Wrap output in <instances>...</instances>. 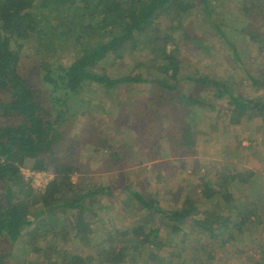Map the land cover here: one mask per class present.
Wrapping results in <instances>:
<instances>
[{
	"label": "trees",
	"instance_id": "obj_1",
	"mask_svg": "<svg viewBox=\"0 0 264 264\" xmlns=\"http://www.w3.org/2000/svg\"><path fill=\"white\" fill-rule=\"evenodd\" d=\"M227 1L235 14L226 11ZM240 13L244 17L264 18V0H37L36 3L0 0V264H7L23 236V228H30L31 233L36 232L45 241L70 237L80 243L82 250L94 248L91 226L98 219L97 212L105 209L103 205L94 207V197L109 198L115 191L127 194V206L139 205L150 212V217L162 214L171 232H180V223L186 221L187 214L163 212L151 205L145 200L150 195L138 191L129 178L122 186L106 185L84 191V187L72 182L75 168L63 161V152L65 149L71 153L79 137L78 130L82 129L92 132L91 139L85 138V145L93 146L112 167H123L129 161L138 165L140 159L154 164V160L163 158V140L167 142L166 155L185 153L196 144V133L185 121V114L189 112L187 108L210 105L203 92L216 98L226 96L233 110L241 114L262 111L263 104L243 102L227 88L228 84L223 87L215 78L187 74L181 68L179 55L185 42L207 46L190 32L194 20L216 34L217 43L236 62L241 60L238 41L233 38L237 33H248L261 52L260 34L244 23H235L243 20ZM37 36L41 39L36 40ZM57 45L61 46L62 54H68L69 62L52 63ZM41 50L45 53L39 63L43 74L40 85L35 86L24 71L23 60L38 55ZM135 51L148 53L151 58L146 57L145 64L130 65L128 75L111 77L101 66L115 64L126 53ZM181 79L183 86L178 84ZM246 79L251 84L257 82L252 77ZM166 82L172 85L167 86ZM135 84H152L157 90L132 121L127 117L125 102L121 101L125 91L121 86ZM97 91L108 98L119 97L117 107L126 114L124 124L120 123L123 120L118 119V114L107 112L108 105L101 108L97 104L94 98ZM179 105L184 115L176 119ZM98 113L108 116L113 126L105 125ZM70 121L75 124L69 126ZM84 121L90 123L89 128L79 127L78 123ZM116 132L127 135L128 142L117 145ZM24 167L46 171L53 179L43 191H36L24 181L21 173ZM155 167L156 164L153 171ZM206 178L207 174L201 176L202 181L208 182ZM213 185L216 198L225 210L237 203L228 191L225 178H218ZM253 212L250 209L245 216L250 219ZM200 214L203 219L195 220L194 224L208 234L207 244L212 248L217 242L225 245L223 237H232L233 231L242 226L232 224L223 214L217 213L212 218L208 210ZM206 218L211 221L207 222ZM31 233L28 237L33 238ZM156 233L148 230L142 239H133V246L126 242L128 248L124 243L113 257L112 238H103L101 254L111 256V264L130 258L133 261L138 252L146 257V246L152 245L150 238ZM47 249L55 250L53 245ZM56 252L54 264H96L102 259V255L95 258L83 252L73 254L61 247Z\"/></svg>",
	"mask_w": 264,
	"mask_h": 264
},
{
	"label": "rangeland",
	"instance_id": "obj_2",
	"mask_svg": "<svg viewBox=\"0 0 264 264\" xmlns=\"http://www.w3.org/2000/svg\"><path fill=\"white\" fill-rule=\"evenodd\" d=\"M33 2L36 3L37 0ZM225 9L233 13L230 1L226 2ZM240 17H243V20L235 23H244L248 29L260 34L263 40L259 43L262 45L261 52L257 51L258 45L249 39L248 33H237L233 38L236 37L238 41L237 48L241 60L236 62L231 53L225 52L217 43V35L209 32L198 20H194L189 30L196 38L204 40L207 46L203 43V48L195 43L185 42L179 55L181 68L187 74H204L215 78L223 83V87L228 84L227 88L234 92L236 98L241 97L243 102L264 105V18L258 15L244 17L242 14ZM40 39L41 37L37 36L36 40ZM56 49L52 63L69 62L70 58L68 54H62L61 46L57 45ZM42 56H45L43 50L38 55H31L32 58L23 60L24 71L35 86H39L42 79L43 70L39 66ZM146 57L151 58L148 53L135 51L126 53L124 59L115 64L103 63L101 66L107 69L109 76L121 77L129 74L130 65L142 62L145 64ZM247 77L255 78L257 82L251 84ZM183 83L184 80L181 79L178 84L183 86ZM166 85L172 84L166 82ZM121 87L125 90L121 101L125 102L127 117L132 121L142 110V105L146 104L147 98L157 90V86L152 84ZM202 94L210 105L187 108L189 112L185 114V121L196 133L195 146L185 153L166 155L168 147L167 142L163 140V158L154 160V164L140 159L138 165L129 161L123 167H112L108 161L101 159L93 146L85 145V138L91 139L92 132L82 129L78 130L79 137L72 145L71 153L68 154L65 149L63 152V161L75 168L72 182L84 187V191L106 185L122 186L129 178L138 191L150 195L145 200L151 205L163 212L180 211L187 214L186 221L180 223L179 233L171 232L170 225L164 221L162 214L150 217V212L141 209L139 205L127 206V194L115 191L109 198L94 197L93 204L96 209L97 205L105 206L104 211L97 212L98 219L93 221L91 226L94 248L82 250L80 243L70 237H56L45 241L36 232L31 233L30 228H23V236L12 250L7 264H54L56 250L60 247L73 254L83 252L82 254L95 258L102 255V259L96 264H111V256L108 258L100 251L103 238H112L110 242L114 245L113 257L124 247V243L133 246V239H142V234L148 230H156L157 233L150 238L152 245L146 246V257L142 252H138L133 261L130 258L117 264H264V108L262 111L257 110L254 115L241 114L233 110V105L226 96L216 98L213 94ZM96 95L94 98L101 108L108 105L109 114H118L119 120L126 118V114H122L117 107L119 97L108 98L106 94L98 91ZM180 107H177L174 116L176 119L184 115ZM252 116L256 119L253 120ZM98 117L105 125L113 126L108 116L98 113ZM120 123L124 124L125 120ZM73 124L75 123L70 121L69 126ZM78 124L79 127L84 125L89 128L90 123L84 121ZM114 136L117 145H120L121 141L128 142L127 135L120 136L116 132ZM155 164L156 171H153ZM127 171L131 173L126 174ZM205 174L208 175V182L201 180V176ZM218 178L227 180L228 191L237 202L229 205L226 210L224 204L216 198V188L213 184ZM240 178L246 180L241 181ZM250 209L254 212L248 219L245 213ZM207 210L211 218L218 213L225 215L232 224H242L239 229L233 231L232 237H223L225 245L217 242L214 248L208 246V234L194 224L195 220L203 219L200 213ZM205 220L211 221L209 218ZM29 233L33 238L28 237ZM52 245L55 250H48V246Z\"/></svg>",
	"mask_w": 264,
	"mask_h": 264
},
{
	"label": "built area",
	"instance_id": "obj_3",
	"mask_svg": "<svg viewBox=\"0 0 264 264\" xmlns=\"http://www.w3.org/2000/svg\"><path fill=\"white\" fill-rule=\"evenodd\" d=\"M21 173L23 175L24 181L30 185V187L36 191H43L53 176L46 171L32 170L29 168H22Z\"/></svg>",
	"mask_w": 264,
	"mask_h": 264
},
{
	"label": "crops",
	"instance_id": "obj_4",
	"mask_svg": "<svg viewBox=\"0 0 264 264\" xmlns=\"http://www.w3.org/2000/svg\"><path fill=\"white\" fill-rule=\"evenodd\" d=\"M252 117H253V116H252ZM254 119H256V117H255V116L253 117V120H254ZM240 179H241V178H240ZM177 255H178V254H177ZM177 255H176V256H177Z\"/></svg>",
	"mask_w": 264,
	"mask_h": 264
}]
</instances>
